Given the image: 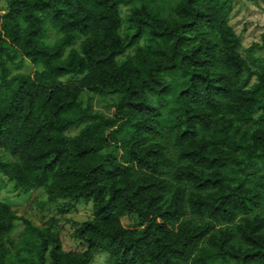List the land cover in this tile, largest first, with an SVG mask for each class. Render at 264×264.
Returning <instances> with one entry per match:
<instances>
[{
    "label": "trees",
    "instance_id": "obj_1",
    "mask_svg": "<svg viewBox=\"0 0 264 264\" xmlns=\"http://www.w3.org/2000/svg\"><path fill=\"white\" fill-rule=\"evenodd\" d=\"M159 1L9 0L0 14V172L93 207L65 250L0 198V264H264V56L259 70L243 57L229 0ZM24 59L35 69L11 75Z\"/></svg>",
    "mask_w": 264,
    "mask_h": 264
},
{
    "label": "rangeland",
    "instance_id": "obj_2",
    "mask_svg": "<svg viewBox=\"0 0 264 264\" xmlns=\"http://www.w3.org/2000/svg\"><path fill=\"white\" fill-rule=\"evenodd\" d=\"M9 0H0V14L7 9ZM232 9L228 15L227 23L240 36V43L243 49L242 55L252 69L259 70L262 68L263 50L259 47L261 44V35L264 31V0H229ZM173 0H160L159 4L163 12L170 9ZM122 15H126L129 6L121 5L119 7ZM56 35L49 31L47 39L54 40ZM143 43V41L141 42ZM132 50H128L131 53ZM120 57L119 59H122ZM17 56L15 61L20 60ZM35 67L26 59L23 60L20 69L10 64V74L16 72L30 73ZM72 77H64L62 80L67 81ZM81 100L83 104H90L94 111H101L111 114L113 109L110 108L111 98L93 95L89 92H82ZM75 132V131H73ZM0 158L10 160L11 158L5 152L0 151ZM0 198L9 203L13 211L31 221L39 227L49 226L57 231L62 239L65 250L78 249L80 243H77L73 237L74 228L92 215V202L84 198L74 201L69 199H60L56 204H48L46 195L42 189H34L24 193L13 188V183L0 172ZM122 224L126 228L136 229L138 227L136 217L133 214H125L121 218ZM23 225L17 223L15 229L9 234L12 241L19 240ZM105 253H98L90 264H107ZM51 264L50 259L46 257V263Z\"/></svg>",
    "mask_w": 264,
    "mask_h": 264
}]
</instances>
